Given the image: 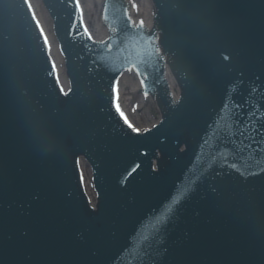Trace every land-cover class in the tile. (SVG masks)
I'll list each match as a JSON object with an SVG mask.
<instances>
[{
  "label": "water",
  "instance_id": "95a60500",
  "mask_svg": "<svg viewBox=\"0 0 264 264\" xmlns=\"http://www.w3.org/2000/svg\"><path fill=\"white\" fill-rule=\"evenodd\" d=\"M153 2L146 27L104 0L97 41L75 0H42L62 93L27 2L0 0V264H264V0ZM130 67L160 109L135 132Z\"/></svg>",
  "mask_w": 264,
  "mask_h": 264
},
{
  "label": "rangeland",
  "instance_id": "374dc122",
  "mask_svg": "<svg viewBox=\"0 0 264 264\" xmlns=\"http://www.w3.org/2000/svg\"><path fill=\"white\" fill-rule=\"evenodd\" d=\"M36 16L44 28L48 37L50 36L52 40L56 41L53 37L51 31V20L47 12L45 11L40 0H29ZM88 3L89 0H79L80 7L82 8V13L84 17L85 24L89 30V32L95 37L99 38L100 36L96 32L97 29L94 28V19L90 18L88 12ZM131 13L132 16L140 17L144 15L143 10L140 8V0H132L131 1ZM135 5V7H133ZM100 21V19H99ZM101 23V21H100ZM102 25V23H101ZM53 57H56L55 53L51 51ZM136 78L132 72H125L121 75L118 84V92H119V106L122 111L131 119L132 123L137 128H145L155 122L159 117L158 108L149 96H143L139 93L138 90L134 91L132 89V85L135 83ZM174 83V80L172 79ZM175 85V83H174ZM80 168L82 171L85 188L87 190L90 198L94 199V192L90 182V170L87 164L84 161L80 162Z\"/></svg>",
  "mask_w": 264,
  "mask_h": 264
},
{
  "label": "bare ground",
  "instance_id": "6f19581e",
  "mask_svg": "<svg viewBox=\"0 0 264 264\" xmlns=\"http://www.w3.org/2000/svg\"><path fill=\"white\" fill-rule=\"evenodd\" d=\"M100 3L101 0H89L88 3V14L90 16V18L94 19V28L97 29V33L100 36L99 38H102L105 34H106V30L105 27L103 25H101L100 21H99V14H100ZM140 8L141 10H143L144 15H141L140 18L144 21V23L146 24H151L152 19H151V15H152V4L150 3V0H140ZM50 39H48L49 41V46L50 49H52V51L55 53L56 57H54V61L56 63V68H57V72L60 78V81L62 83V85L66 84V79L63 76V71H62V59L60 56V53L58 52V49L56 47V44L54 42V40L51 39V37L49 36ZM170 84L172 85V87L174 88L173 90L175 91V86L173 85L172 81L170 80ZM132 89L134 91H136L137 89H139V85L137 83V81H135V83L132 85Z\"/></svg>",
  "mask_w": 264,
  "mask_h": 264
},
{
  "label": "snow or ice",
  "instance_id": "6c2138e0",
  "mask_svg": "<svg viewBox=\"0 0 264 264\" xmlns=\"http://www.w3.org/2000/svg\"><path fill=\"white\" fill-rule=\"evenodd\" d=\"M76 5H77V10H79V0H75ZM30 7V6H29ZM133 7H135V5H133ZM141 26H143V21L139 22ZM85 33H87V28H84ZM41 35L44 36L43 34V30L41 29ZM89 39H91V36L89 35ZM44 43L45 46H48V40L47 37L44 36ZM225 59H227V57H225ZM128 70H132V69H128ZM53 71L55 72V63L53 62ZM139 74V72H138ZM118 80H114L113 81V98H114V107L117 111V113H119V115L121 116V118L124 120L125 124H127V126L129 128H131L134 132L138 131L136 128L133 127V125L128 121L127 117L124 115V113L121 111L118 100H119V92H118ZM141 83H143V81H141ZM57 84H59V77L57 75ZM61 92L63 93V88H61ZM66 94V93H64Z\"/></svg>",
  "mask_w": 264,
  "mask_h": 264
}]
</instances>
